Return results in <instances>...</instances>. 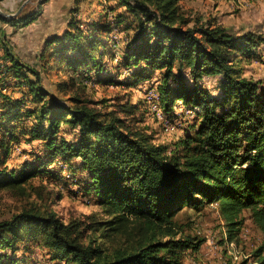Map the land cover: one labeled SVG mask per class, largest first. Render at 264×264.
<instances>
[{
	"label": "trees",
	"instance_id": "obj_1",
	"mask_svg": "<svg viewBox=\"0 0 264 264\" xmlns=\"http://www.w3.org/2000/svg\"><path fill=\"white\" fill-rule=\"evenodd\" d=\"M180 1L98 0L86 31L74 19L47 39L52 53L43 52L40 69L3 49L0 191L20 204L0 218V264H182L205 239L185 233L175 216L213 202L225 226L221 243L238 241L244 210L262 235L251 256L235 261L228 254L232 264H264V80L245 76L241 65L264 54V36L193 22ZM15 15L0 13V22L35 19ZM119 28L123 45L112 54L108 41H118L110 33ZM109 54L114 65L104 61ZM57 66L55 74L65 71L67 79L52 81ZM123 69L128 75L119 81ZM156 69L150 110L170 119L180 102L200 119L170 150L135 125L144 100L118 105L121 116L98 107L82 83L136 86ZM206 77H218L216 94L202 85ZM20 140L30 158L9 166ZM45 177L93 194L106 217L63 220Z\"/></svg>",
	"mask_w": 264,
	"mask_h": 264
},
{
	"label": "rangeland",
	"instance_id": "obj_2",
	"mask_svg": "<svg viewBox=\"0 0 264 264\" xmlns=\"http://www.w3.org/2000/svg\"><path fill=\"white\" fill-rule=\"evenodd\" d=\"M97 1L84 0L77 4L76 0H5L4 5L0 4V13L9 17L16 14V17L24 18L33 14L35 19L28 23H19L17 26L9 22H0V56L3 49L7 47L24 63L40 69V56L45 51H47L46 56L52 53V46L47 45V39L54 34L61 35L65 29L69 28V21L74 19L80 22V27L86 31L87 23L92 19L91 10L94 9V13L99 10ZM114 2L115 0H111L109 4ZM180 4L182 13L193 22L200 19L202 22L210 21V23L222 24L236 33L257 31L264 36V0H181ZM11 7L14 10L12 12L8 10ZM75 7H78V11ZM124 34L123 28L114 29L110 33L111 38L118 41L117 43L108 41L107 49L112 54L119 52V48L123 45ZM3 40H5V44ZM110 56V54L106 56L104 61L114 65L116 58L111 62ZM241 65L245 76L264 80V54L258 58L246 59L242 61ZM57 68L59 66L50 72L52 81L67 79L65 71L60 75L55 74ZM185 73L189 77L187 70ZM28 75L33 77L32 74ZM127 75L128 72L123 69L118 77L119 81ZM76 76L78 75L76 74ZM151 76L136 86L98 83L89 79H85L82 83L86 88L85 95L96 101L98 107L105 111L114 110L121 116H124V113L120 111L118 105L125 102L136 104L144 100V103L141 102L143 105L137 108L133 114L135 125L147 127L154 140L166 145L170 150L175 147L180 138L194 131L200 119L180 102L172 106L174 116L170 119L163 118L158 109L156 113L152 109L150 110L148 102L156 95L154 89L158 83L159 69H156ZM217 78L206 77L201 83L213 94H216L218 92ZM45 82L48 83L47 80ZM146 84L148 85L146 86ZM54 92L62 95L60 91ZM13 145L7 160L9 166H17L24 159L30 158V155L25 152L30 149V146L23 140ZM44 179L42 185H45L46 189L50 191L52 208L63 220L72 218L87 223L92 218L103 219L106 217L93 194L86 195L79 192L77 187L72 184L55 185L48 178ZM64 179L66 182L69 181H67L66 174H64ZM32 181L36 184L41 183L37 178ZM56 192H59L61 196H55ZM18 203L20 204V200L16 197H11L0 191V218L15 211ZM249 213V210H244L240 235L238 241L234 243L237 257L234 259L225 244L221 243L225 237V226L217 203L204 204L197 209L184 206L175 216L182 224L183 231L198 235L205 241L195 252L186 251L182 258V264H232L229 255L235 261H240L248 255L251 256L260 244L262 235L249 218Z\"/></svg>",
	"mask_w": 264,
	"mask_h": 264
},
{
	"label": "bare ground",
	"instance_id": "obj_3",
	"mask_svg": "<svg viewBox=\"0 0 264 264\" xmlns=\"http://www.w3.org/2000/svg\"><path fill=\"white\" fill-rule=\"evenodd\" d=\"M225 246H226L228 252H229L230 254H233V258L236 259L237 257H236V255H235V244H234V242H233V241L226 242V243H225Z\"/></svg>",
	"mask_w": 264,
	"mask_h": 264
},
{
	"label": "crops",
	"instance_id": "obj_4",
	"mask_svg": "<svg viewBox=\"0 0 264 264\" xmlns=\"http://www.w3.org/2000/svg\"><path fill=\"white\" fill-rule=\"evenodd\" d=\"M230 258V257H229Z\"/></svg>",
	"mask_w": 264,
	"mask_h": 264
}]
</instances>
